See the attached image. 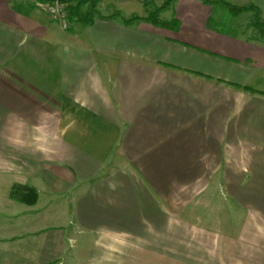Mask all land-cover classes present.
I'll return each mask as SVG.
<instances>
[{"label": "crops", "instance_id": "crops-1", "mask_svg": "<svg viewBox=\"0 0 264 264\" xmlns=\"http://www.w3.org/2000/svg\"><path fill=\"white\" fill-rule=\"evenodd\" d=\"M164 1L100 0L64 29L48 0H0V264H64L72 226L264 264V40L208 27L200 0H174L164 25L109 18ZM223 1L264 28V0Z\"/></svg>", "mask_w": 264, "mask_h": 264}, {"label": "rangeland", "instance_id": "rangeland-1", "mask_svg": "<svg viewBox=\"0 0 264 264\" xmlns=\"http://www.w3.org/2000/svg\"><path fill=\"white\" fill-rule=\"evenodd\" d=\"M234 20L240 24L239 29L225 24L220 27L228 32L239 30L246 34L251 33V19L248 16L242 13L236 16ZM71 228V243L67 244L66 249L69 257L64 264H204L205 262V264H209L205 260H201V262L198 260L202 258V254L208 253L209 246L207 244L194 246L185 240L179 242V239L169 237L168 243L162 246V252L166 254L161 255L158 252L160 248L158 243L130 245L123 241L107 243L101 240L100 242L93 235H85L79 238L81 231L74 226ZM222 248L221 246L219 249L217 246L215 249V264L222 263L219 262Z\"/></svg>", "mask_w": 264, "mask_h": 264}, {"label": "trees", "instance_id": "trees-1", "mask_svg": "<svg viewBox=\"0 0 264 264\" xmlns=\"http://www.w3.org/2000/svg\"><path fill=\"white\" fill-rule=\"evenodd\" d=\"M66 1L69 2L70 0H66ZM71 1H73L74 4H72V2L68 4L69 18L71 16H75L77 17V19H80L81 21L89 22L94 15L98 14L97 5L99 4L100 0H71ZM173 1L174 0H166L159 6L151 5L149 7L147 16L145 17L133 16L130 18H125L120 13H115L113 15H110L109 18L120 17L124 23H131L135 20H144V21H149L150 23L156 25H164L166 24V21L160 18V13L161 11L167 9ZM200 1L212 7V13L208 18L207 26L217 30H220L217 28V26H221L223 24L225 25H230V24L225 19L223 21H219L214 14L216 10L222 9L228 12L231 16L235 17L253 9V6L239 7V6H234L223 0H200ZM85 4L88 6V8L86 14L84 15L82 12H80V9ZM250 27H252L257 32V35L260 38H262V40H264V28L262 22L260 21L259 13L257 11L254 12V18L250 22ZM248 39H252V38L248 37ZM29 194H31V199L28 198ZM11 195L13 197L17 196L19 200L28 203L35 201L36 198V192L34 189L28 187H20V186L13 187L11 191Z\"/></svg>", "mask_w": 264, "mask_h": 264}, {"label": "built area", "instance_id": "built-area-1", "mask_svg": "<svg viewBox=\"0 0 264 264\" xmlns=\"http://www.w3.org/2000/svg\"><path fill=\"white\" fill-rule=\"evenodd\" d=\"M68 4L66 0H48L45 5L49 19L57 22L64 29L69 26Z\"/></svg>", "mask_w": 264, "mask_h": 264}]
</instances>
